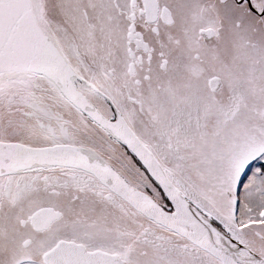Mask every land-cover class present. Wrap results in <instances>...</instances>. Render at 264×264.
Returning <instances> with one entry per match:
<instances>
[{
  "label": "snow or ice",
  "instance_id": "1",
  "mask_svg": "<svg viewBox=\"0 0 264 264\" xmlns=\"http://www.w3.org/2000/svg\"><path fill=\"white\" fill-rule=\"evenodd\" d=\"M0 264H264V0H0Z\"/></svg>",
  "mask_w": 264,
  "mask_h": 264
}]
</instances>
